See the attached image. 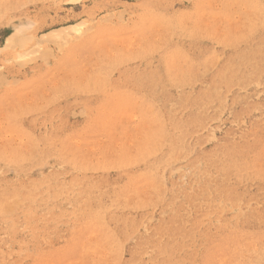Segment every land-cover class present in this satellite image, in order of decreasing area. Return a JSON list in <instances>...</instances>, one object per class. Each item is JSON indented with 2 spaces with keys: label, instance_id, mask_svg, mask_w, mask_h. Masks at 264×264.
I'll return each mask as SVG.
<instances>
[{
  "label": "rangeland",
  "instance_id": "rangeland-1",
  "mask_svg": "<svg viewBox=\"0 0 264 264\" xmlns=\"http://www.w3.org/2000/svg\"><path fill=\"white\" fill-rule=\"evenodd\" d=\"M0 264H264V0H0Z\"/></svg>",
  "mask_w": 264,
  "mask_h": 264
}]
</instances>
